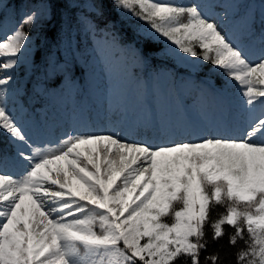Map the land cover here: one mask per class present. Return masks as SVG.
<instances>
[{
  "label": "snow or ice",
  "instance_id": "6c2138e0",
  "mask_svg": "<svg viewBox=\"0 0 264 264\" xmlns=\"http://www.w3.org/2000/svg\"><path fill=\"white\" fill-rule=\"evenodd\" d=\"M105 49L239 111L57 131ZM0 264H264V0H0Z\"/></svg>",
  "mask_w": 264,
  "mask_h": 264
},
{
  "label": "trees",
  "instance_id": "16d2710c",
  "mask_svg": "<svg viewBox=\"0 0 264 264\" xmlns=\"http://www.w3.org/2000/svg\"><path fill=\"white\" fill-rule=\"evenodd\" d=\"M178 3H185L187 0H176ZM170 43V42H169ZM165 40L152 42L150 47L154 50H159L164 47ZM94 62L91 65V70L94 72L96 79L90 85L87 94L90 99L105 112L106 123L108 119V106L116 104L119 100H123L124 106L127 111H134L137 107L141 108L139 117L144 113V97L147 95L150 98V110L152 113L162 115L177 129L182 128L184 122L199 120L198 125L204 124V119L207 116H202V112L211 114L213 111L212 105L215 103L217 106L225 109L226 100L229 99L234 103H239V93L235 87L228 90L224 96L214 93L207 94L203 99H196L194 93H189L181 89L183 85L176 82L161 78L159 80L149 79L146 85L141 83V77L144 70L140 68H130L131 59L126 54L113 52L111 49H105L100 55L94 56ZM162 58H156V63H160ZM113 60V63H111ZM168 67H172L175 63L173 60H164ZM117 63V64H115ZM210 64L205 62L204 71L201 76L207 74L208 78L216 84L219 79L218 74L213 70ZM182 70V69H181ZM132 73H135L133 75ZM165 94V102L159 100L160 92ZM175 93L180 99V103H176ZM144 96V97H143ZM221 96V99L218 98ZM108 104V105H107ZM101 158L103 155L101 154ZM111 158V157H110ZM103 170L104 167L102 166ZM101 168V169H102ZM231 229H229L230 231ZM226 242V237L224 238Z\"/></svg>",
  "mask_w": 264,
  "mask_h": 264
},
{
  "label": "rangeland",
  "instance_id": "374dc122",
  "mask_svg": "<svg viewBox=\"0 0 264 264\" xmlns=\"http://www.w3.org/2000/svg\"><path fill=\"white\" fill-rule=\"evenodd\" d=\"M161 98H164L163 95L161 96ZM78 101L79 97L74 98L72 91L69 89H66L63 93L50 98L51 104L56 106V109L58 110L63 122L69 124L70 126L83 128L84 118L76 117Z\"/></svg>",
  "mask_w": 264,
  "mask_h": 264
}]
</instances>
